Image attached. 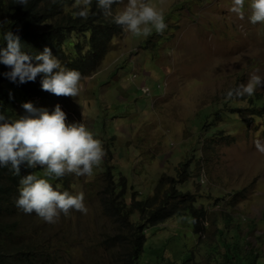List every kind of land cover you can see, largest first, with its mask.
<instances>
[{
  "label": "rangeland",
  "instance_id": "rangeland-1",
  "mask_svg": "<svg viewBox=\"0 0 264 264\" xmlns=\"http://www.w3.org/2000/svg\"><path fill=\"white\" fill-rule=\"evenodd\" d=\"M151 3L164 13V32L121 29L105 59L81 76L79 95L58 96L67 122L85 123L105 151L92 175L62 177L68 189L59 190L84 193L87 214L72 209L48 223L20 210L16 238L34 240L38 254L51 251L53 264H116L126 236L117 201L130 229L142 217L134 199L153 197L164 182L163 192L175 184L194 195L207 220L201 235L189 214L147 229L141 264H224L238 243L264 264V153L254 143L264 144V86L226 96L254 72L264 78V23L250 22V0L243 20L229 11L232 0Z\"/></svg>",
  "mask_w": 264,
  "mask_h": 264
},
{
  "label": "trees",
  "instance_id": "trees-1",
  "mask_svg": "<svg viewBox=\"0 0 264 264\" xmlns=\"http://www.w3.org/2000/svg\"><path fill=\"white\" fill-rule=\"evenodd\" d=\"M74 1L28 0L24 6L16 4L15 0H0V47H6L4 34L12 31L20 36L22 50L30 56L34 57L48 47L63 67L77 70L81 76L92 73L100 61L105 59L109 43L122 33L123 28L115 24L111 17L103 15L102 10L97 7V0H92L89 5L87 20L78 17L76 12L79 8H71ZM33 63L38 62L33 59ZM9 71L11 68L0 63V111L10 118L18 119L26 114L22 105L28 102L37 108L53 111L58 103V96L42 89L43 74H39L34 82L20 84L18 80L12 82L4 75ZM262 109L264 113V106ZM182 167L184 172L179 175V183L185 182L183 176L188 169L186 164ZM29 173L49 179L58 189L67 186L65 178L45 177L44 169L39 167L31 169L21 165L20 176L14 175L10 166L0 167V264H44L55 260L51 251L47 256L38 254L39 248L34 240H19L15 235L20 225L16 215L21 213V209L15 203L19 196L20 179ZM163 184L164 182L159 185L153 197L143 201L134 199L132 207L140 211L142 217L137 224H131L130 229L126 224L128 212L125 213L124 209L127 206L117 201V218L121 220L126 236H123L122 250L114 256L116 264H141L149 239L146 236L147 229L175 216L191 215L195 232L199 235L203 233L207 212L197 206L195 196L178 190L175 184L163 192ZM107 189L112 197L117 193V186ZM122 195L120 192L116 194L119 199ZM242 247L239 243L233 247L229 245L224 264H245L246 261L247 264H261L257 262L258 252H251L247 249L248 246L245 250ZM191 261H184L182 264H189Z\"/></svg>",
  "mask_w": 264,
  "mask_h": 264
},
{
  "label": "clouds",
  "instance_id": "clouds-1",
  "mask_svg": "<svg viewBox=\"0 0 264 264\" xmlns=\"http://www.w3.org/2000/svg\"><path fill=\"white\" fill-rule=\"evenodd\" d=\"M55 2V0H53ZM92 0H76L79 10L76 15L85 20L89 16ZM16 4L27 5L28 0H15ZM114 4H122V10L113 12ZM97 7L103 15L122 26L124 31L134 36L149 35L154 29L162 34L167 28L164 13L151 0H97ZM245 0H232L229 9L241 20L244 19ZM250 22L264 23V0H250ZM6 47H0V63L11 68L4 75L12 82L20 84L34 82L43 74L42 89L56 96L77 97L80 92L81 74L67 69L45 47L42 53L30 56L22 50L20 36L8 31L4 34ZM33 59L38 63H33ZM258 86H264V78L255 72L246 84L227 91L229 99L251 96ZM25 115L10 118L0 111V167L10 166L14 175H21V165L28 168L44 169L45 177H63L65 174L90 176L102 164L105 151L102 141L83 122H67V114L57 104L54 111L37 108L32 103H24ZM256 148L264 153V144L254 141ZM84 193L72 194L61 191L35 173L20 179L19 196L16 206L27 214L35 212L42 220L56 223L63 213L75 209L87 214Z\"/></svg>",
  "mask_w": 264,
  "mask_h": 264
}]
</instances>
